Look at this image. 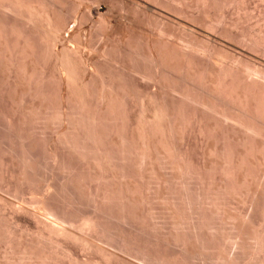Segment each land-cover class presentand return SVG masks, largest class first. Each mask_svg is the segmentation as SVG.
Masks as SVG:
<instances>
[{"label": "bare ground", "instance_id": "bare-ground-1", "mask_svg": "<svg viewBox=\"0 0 264 264\" xmlns=\"http://www.w3.org/2000/svg\"><path fill=\"white\" fill-rule=\"evenodd\" d=\"M158 1L159 0H157V2ZM162 1H164V0H162ZM179 1H181V0H179ZM182 1L185 2L186 0H182ZM190 1L191 0H189V2L187 1V3H189L190 6H193L194 4H196V6H198L199 9H201L202 20L201 19L200 20L202 21V27H203L202 35L197 36L193 33L192 30L185 27L186 30H189L188 31L189 36H188V38H186V40L188 41V43H186L187 46L184 44L186 40L185 41L182 40V42H184L183 44L185 45V47H184L185 50H182V53L179 51L181 54L176 53V52H178L177 50L176 51L174 50L175 51L174 53L172 50H171L172 52L165 53V52H167L165 50L164 57L163 58L161 57L162 59L159 58L161 56V54L159 56V54L156 53V56L158 54V58H159L158 60L161 59L163 61V63L165 64L163 66L169 67L170 69L172 68L171 70L169 69L170 71H172V70L177 71L178 70V72H179V70H180L181 71V73L179 72L180 75H182L183 73L186 75L185 76L183 74L182 78L185 79L187 77V79H185V80H187V82H189V84H191V85H189V84L185 85L184 84L185 85L184 86L185 89H184L183 85L181 84L182 85L181 88L183 87V90L180 89L179 88L180 86H179V87H177L178 89H176V90H178V92H179V90H181L180 91L181 93L182 92H186L187 94L190 93L188 95L189 97L187 96L188 98H190L193 94V96L195 95V97H197V99H199V101H198L199 103L202 102V103L208 104L207 107L210 105L209 106L210 109H213V110L217 108L218 110H220L219 114L221 115V113H222L221 116H223V117L221 119L225 118L224 122L226 121L228 123V122H233L235 120V122H234L235 125H233V127L236 126V123L240 124V125L237 124V125H239L238 127H240L241 125H242V127H245V129H244L245 131L244 130H241V131L238 130V131H240V133L242 131H244V133L242 132L243 134L241 133L242 135H240L238 137V140H237V142H239L241 144V146L243 147L242 150L239 151L235 147L234 139L231 141L233 135L230 134V135H232L230 137L228 131L231 128V125L233 123H231L230 126H229L230 123H228V125L226 124V126H229L230 128L228 127V131L226 132V130H225V132H224V134L228 133L227 134L228 136H225L224 139H222L224 134H223V132L221 133V134H223V135H221L222 136L221 140L223 142V145L221 147L217 146L216 144H218V143H216V142H215L216 144H213V146L209 145V147H208V143H205L207 145H204V147L202 146L203 147V149H202L203 153H201V154H203L202 155L203 160L202 159L201 160L203 162L201 160H199V161H201V164L199 163L200 165L196 164L193 161V159L191 158V155L189 154L191 152L187 151L189 149H186V147L184 148L183 147L184 144L180 143V141L177 142L176 137L174 138V136H177V133L178 134L180 133V132H177V130H179L181 127H185L182 124L183 122H184V124H187V123H185L186 121L189 122L187 126H189V124H190V121H189L190 117L186 118L189 115L186 112H184V113L181 112V111L186 110L184 108V106L180 105L184 109V110H182L181 107L178 108V107H175L176 105H174L175 109L176 108L178 109V110L176 109L177 110L176 111L175 109H173L174 107L170 108L171 105L169 107V105L164 104L165 102L162 103L163 101L161 99L158 100V98H157V101H154L155 99H152L153 100L152 101L149 97V98H147V99H149L148 101L144 100L145 102L147 101L146 104L144 102H140L141 100L139 99L140 100L139 101L138 98L137 99L135 98V101H134V97H137V95L135 96L133 93V91L135 89H130V91H129L128 90L129 87L126 85L125 86L128 88L125 89V86L123 85L125 83H123L121 81V79H119V80L123 84L121 82H119V83H121L124 87H122L121 84L117 85V83L112 82L115 80V77L118 78V75L115 77L112 75L114 78H112L113 80H111V82H110V80L108 82V79H111V76L109 78L107 77L108 78L106 80L107 83H102L100 81V79L102 81L106 79V78H104V76H103V79L101 77H100V79L98 78L99 81L101 82L102 86L100 85L101 87L100 86L97 87L96 85H99V84L93 83V80L95 81L97 79H92V78H93V76L95 77V75L96 76L98 75V71H99L98 68L99 67L98 66L96 67L93 64H92L93 67H90L91 63L90 64L85 63L84 70L89 72L90 76L89 77L84 76V75L79 76L78 72H77V69L79 67L78 64L75 65V62L73 60H71L72 59L71 57H69L71 54V51L65 52V49H63L64 51L62 50L63 51L62 52L61 50L59 51L56 48L57 43L58 44L61 42L63 43L62 36H60V38H61L60 39V38H58L59 36L55 37L56 35L54 36L52 34L53 37H55V39L52 37L53 38V44L50 43V45H49L46 43L49 50L47 48L48 52L46 51L47 53H44V52H41L40 50L38 51L39 48H36L37 47L36 43H34L35 40H34V42H32L33 40L29 39V36H27L28 34L24 36L23 35L24 32L22 34H21V32L18 33V31L16 32V29L13 28V25H9L12 22V21L11 22L9 21L10 18L8 19V17L6 15H5L6 17L1 18L3 21L8 19L9 24H7L8 22L5 23L3 21L2 22L0 21V84H2L1 82H4L2 84V86L3 87L6 86L5 89L7 90V91L5 90L6 94L4 93V91H1V93L3 92L4 94L2 93V95H1V93H0V96H3V97L5 96L6 98H9V100L13 103V105L15 102L16 103L18 102V104H21L22 106L20 107V105H19V107H20L21 113L23 114L24 117L21 115L20 117H22V118L18 119L16 116L15 118H17L20 121L19 122L18 120H15V118L12 116L13 114L11 115L9 112V115H11V116L8 115L9 118H5V120H4L5 121L4 124H7L8 127H10L9 135L7 134V137H9L10 139L5 138L6 134H4L5 136H2V138L0 137V139L3 142L5 141V140H3L4 138L6 140H8V141L10 140V141L7 142L8 144L6 146L4 145V144H6V142H4V144H2V145H4L3 146L4 157L1 154L2 158L0 159V162L2 164L1 163L0 164L2 166L0 165V167L3 168L2 169L3 171L0 168V170L2 171V172L0 171L1 172L0 178L4 181L8 182V184H9L8 188L9 189H12L11 187L16 186V181L21 182V180H24L25 181L24 183L28 184L30 186L29 188L34 190L33 188L36 186L33 185V183H31V182H34L33 180H35L34 178L36 176H33V175H34V173L37 172L36 169H38V166L36 165V163L38 162V159L36 160V158H39V157H37L38 154L36 153V150L39 147L37 145H38V143H41L39 141H41L42 139L43 140L45 139L46 141L45 140L44 141L49 142V143H47L45 145V150L44 149L43 150L46 151V149H48L49 152H47L48 151L47 150L45 153H44V151L41 153H44V154L47 153L48 155L47 154L46 155L48 156V158H51L56 164H58V166H61V168L64 169L60 172H63L66 170L67 173L65 171L66 174L64 173V175H62L63 176L62 183L57 184V182L55 181L49 186L50 188H52L51 193L48 190V192H49L48 194L44 195V197H42V199L40 198L37 200L43 206L44 210L46 211V213H48V215L49 214H51L52 216L54 215L55 218L58 217L59 219H61V221L63 220V222L68 221V223L71 222V224L75 223V224H77V227H79V229H81L83 231L86 230V237L77 236V235H75V233L72 234L69 231V229H67L65 226H62V225L61 226H59V225L55 226V225L51 224V222H48L47 220L39 217L38 214H36L33 211L31 214L36 218V220H34L35 222L32 221V223L36 227V232H34V236L32 234L30 235V236H33V238L29 237L27 239V237H28L27 236L26 237L27 240L26 239L22 240L21 234H19L17 232V230L15 231L16 228L12 226L13 224L12 225L9 224L6 228H3L4 232L1 231L2 225H0V241H4V243L5 242L9 243L10 244L9 247H11V249L8 247L10 250H8L9 252L7 251L9 254H11V256L8 257L9 255H7V258L4 261L5 263L4 262H1V263H3V264H65L62 262V259L65 258V259H67L65 261H68L67 264H101V262L98 263V261L95 258L93 259V257L92 258L90 257V259L88 261L86 260L85 262L78 260L77 256L74 255L75 253L72 252L74 247L73 246L71 247V243L72 242H76V243L79 242L80 243L79 247L82 245L85 249L91 251V253H92V250L96 251V252H100L99 253L100 256L102 255L103 258L105 259L104 260L102 258V260H104V262L102 261V264L103 263L104 264H113L114 262H115L114 264H116L119 261L121 263H124V264H134V262L132 263L129 260H124V259H117L119 261H117L115 259L117 262L113 261L111 258H113V257L116 258V254L107 250L106 248H104V246H101L97 243V240H101V242L103 240H104L103 242H106V240L107 241L110 240V238H109L111 235L110 231H112L115 228H113L111 230H109V229L111 227H113V225L116 223L115 221L119 220L120 221V222H118V224L120 223L119 225L123 226V223H124V225H127L128 227H124L121 229V227L119 226L121 231L118 230V233H117L116 232L117 229H116V230H113L114 232L112 231V234L114 233L113 235H114L115 239H116V235H117L118 242H120V244L127 251L130 250L131 252H134L143 260L152 262L154 264H187V261H188V264H190L189 262L192 261V258H191V261H189L190 259H189V256H187V254L192 255L193 253H196V251H198L199 248H201L200 250H202V252L200 254L203 255V257L207 256V255L205 256L206 250L208 251L209 249H214L213 250L214 252L209 251L210 252L209 254H213V255H209V256H214V257L216 256L218 258L220 257V259L224 257V259H223L224 263L222 262L223 264H235V263L238 264V261H236L237 260L236 254H235L236 260H235V258L233 259V257H232L233 253L230 254V252H229V254L221 257L222 256L221 255L222 252L220 251L221 248H220V250L217 249L218 247H220V245H222V244H220V245L217 244L221 241V240H219V242H218V239H220L222 237V235L221 234H219L220 236L217 235L218 233H220V231H218V230L221 228L218 229V226H217L218 223L216 224L215 221L214 222H212L211 220L208 221L211 218H209L208 220L206 219V217L208 218V216H211L210 214L208 216H206V212L208 213L206 208L207 207L209 208L208 209L209 212H210V210L215 212L216 215L219 216L221 219L230 220L229 222L232 223V224L231 223L230 224H231V227L233 230L230 227V230H232V231L229 233L230 234V235H228L229 237L228 236L227 237L229 239L232 238L234 240V241L230 242V243H233L234 246H237V248L239 247L241 249L242 248L244 249L245 245L247 244L245 241L246 236L247 235L250 236L251 234L250 233L246 234L245 231L242 230L244 225L241 226V224H239L240 219L237 222L235 219L236 217H234L235 215H233L231 213L232 211L229 212L226 210L227 206L225 205V201H227L229 197L231 198V196L233 198V195H235V194L237 195V193L243 192V194H245L244 191L246 190V194L248 196V201L250 203V207H254L256 204H253L252 199H254L253 198L254 195L257 194L258 188H259L258 187L259 182L261 184V178L264 175L263 169H261V168H260L261 171H259L258 174H256V171L254 173V169H252V165H253L252 162L254 160L251 161L252 159H250V157L252 158V156L254 154H256V152L258 151V146L253 142L255 140L250 137L252 130L254 129L256 131V129H257V131H256L257 134H259L261 132L260 131L261 129H262V132H264L263 128L260 129V125L264 124V123L260 124V122H262L263 120L260 121L259 123L257 122V119H258L257 117L261 118L264 116V27L262 28L263 30L259 31V32H258V30H257V32L255 30H253L255 25L259 26L258 22H259L260 17H261L260 20H262L263 25H264V9H263L264 7L263 8H261L259 6L255 7V9H253V10L250 9L251 11H249L247 13L248 10H247L246 4L248 3L249 0H231V1L229 0L230 2H233L231 4H235V7L233 6V8H235L236 18L232 22L228 23V22L224 21L225 20L223 18L225 16L224 15V16H222V19H221L224 22V24H223L222 21L220 20V18H217V17L214 18V15H213L214 10L215 9L218 10L217 6L218 7L222 6L223 1H221V0H192L193 4H191ZM252 1L256 2V0H252ZM260 1L262 2V0H260ZM0 2L5 3L6 8H11V9H15L16 11H19L23 16H27L26 18H28V19L32 18V17H35L37 19L41 18V20L43 22H45L48 29L54 30V32H57V33L59 32L60 35L62 33L61 29H63V31H64L65 27L68 26L66 29V32H67L66 37H68L70 32H73L74 30L76 33H78V37H79L81 24L82 23L84 24V21H87V19H88L87 16L94 15L95 13L97 14V12H98V7H92L93 6L92 5L91 7H88L85 11H83L81 13L80 12L77 13V16H75L74 18H75V20L77 19L79 22H81L80 25L78 24V21H77V23L75 22L76 24L73 23L74 25L71 28H69V24L64 26L68 22L67 20H65L68 16L65 19H63L61 17L62 14L60 15V12H59L60 9L58 10V8L61 6L58 4L59 2H57L56 0H0ZM107 2H108V0H107ZM154 2H156V1L154 0ZM184 2H179V3H184ZM224 2H225V0H224ZM2 3L0 5H2ZM164 3L165 2H163V4ZM187 3L186 4L184 3L185 6L188 5ZM226 3H227V1L225 2V4ZM61 4H62V2H61ZM160 4H162V3H160ZM231 4H229V5H231ZM250 4H251V2H250ZM254 4H255V6H257L256 3H254ZM3 5H2V7L5 8ZM95 5L98 6L99 4L97 5L95 3L94 6ZM141 6H140V8H141ZM144 7L145 6H142V8H144ZM226 7H227V5H226ZM145 8H147V7H145ZM145 8H144V10H145ZM249 8H251V7H249ZM11 9H8V10L11 12ZM78 9L79 8L76 9L77 12H78ZM194 9H195V5H194ZM224 9L227 10V8H225V6H224ZM224 9H222V10H224ZM109 10H110V8H109ZM180 10L178 9V11H180ZM12 11L14 12V10H12ZM112 11L113 10L111 8V12ZM198 11H200V10H198ZM19 12H14V13H19ZM232 12H233V10H232ZM5 13H6V11L2 12L1 13L2 15L0 14V16H4ZM224 14H225V12H224ZM9 15H10V13H9ZM22 15H21V17H22ZM108 15L110 16V13ZM158 15H159V13H158ZM18 16H20V15L16 14L15 18H17ZM160 16H161V14H160ZM9 17H11V16H9ZM69 17H71V16H69ZM3 18H6V19H3ZM22 18H24V17H22ZM85 18H86V20H85ZM112 18H113V16H112ZM165 18H166V16H165ZM11 19H12V17H11ZM28 19H26V21ZM251 19H252L253 23H251V21H250ZM14 20H16V19H14ZM20 20H21V18H20ZM82 20H84V21L82 22ZM37 21H39V19ZM65 21H67V22L65 23ZM165 21H164V24H165ZM201 21H200V23H201ZM243 21L244 22L246 21V22L252 24V25L250 24V27L247 30L248 33H246V34H245V32L243 34V30H245L242 28V25H243L242 23H244ZM219 22L222 23L223 27L221 25H220L221 27H219ZM262 22L260 24H262ZM78 25L80 26V28H78ZM246 25H248V24L246 23L245 26ZM180 26H182L184 28V25L181 24ZM258 26H255L254 29H257L256 27H258ZM75 27H76V29H75ZM229 27H230V29H229ZM218 29L222 31L220 33L224 32L227 34V36L225 35V38L227 37V39H228V35H229V39H230V36H232L233 38H231V39L236 40L235 41L236 44L238 46H241V47H238V49L235 50L231 47L230 48L227 47L226 45H224L222 43H219L217 41V35L214 34V32H217ZM163 30H164V28H163ZM260 30H261V28H260ZM44 33H46V32H44ZM81 33H82V29H81ZM224 33H223V35L222 34L221 35L224 36ZM24 34H26V33H24ZM47 35H49V34H47ZM40 37H38V38H40ZM225 38H224V40H225ZM193 39H198L197 41L200 40L204 44L205 43L208 44L209 47L212 46V48H210L211 52H212V50L214 52V50L216 48H218L219 49V50L217 49L218 51L215 50L216 52H218L217 55L222 56V54H225L226 57L227 56L231 57V60L229 61V63L227 62L228 60L226 61V63H228L226 67H225L224 63L222 64V65H224L223 69H221V67L218 69L214 68V67L212 68V66H210L211 68L209 69L208 68L209 66L206 65L207 66V67H205V68H207L206 70L203 68H202L203 71L199 70L201 68H199V69L197 68V65L195 62L196 60H194V58H196V57H195V55H193L194 51L196 54V50L195 49L193 50L192 49L193 46H191L195 42V40H193ZM192 41H193V43H192ZM47 42H49V41H47ZM189 42L192 44L190 45ZM39 44L40 43H38V45ZM195 44H197V42ZM202 45L200 43V46H202ZM247 45H252V46H255L256 48L260 47L261 52H262V57L256 56V55L251 54V53L247 54L248 51L245 49ZM219 46H221V48H219ZM242 46H244V47H242ZM64 47L65 46H63V48ZM195 47H193V48H195ZM204 47H205V45H204ZM209 47H208V50H209ZM158 48L161 49V47H158ZM205 48H207V45ZM205 48H204V50H206ZM155 49H156V47H155ZM252 49H254V48H252ZM167 50H168V48H167ZM79 51H81V50H79ZM114 51H115V49H114ZM151 51L152 50H150V52L149 51L148 52L152 53ZM67 52H69L70 54L66 55ZM148 52H146V53H148ZM159 52H162V50H160ZM198 52H199V50L197 51V54H198ZM244 52H247V53H244ZM149 53L146 54L148 56V58H149V55L151 56V54H149ZM207 54H209L208 56H206L207 59L208 58L210 60L212 59L213 65H215V66L217 65V67H218L219 66V63H218L219 58H216V56H213L214 53H212L211 54L212 56H210V53H208V51H207ZM141 55H145V53H143ZM199 55H200V57H204L201 54H199ZM127 56H128V54H127ZM129 56H130V53H129ZM129 56H128V58H130ZM138 57H140V55H138ZM152 57L155 58V56H152ZM152 57H151V59H152ZM148 58H146V59H148ZM48 59L52 60V63L54 65V67H53L54 70L53 69L52 70L56 71L59 74V77L61 79L60 86H62L66 90L65 94L62 93V91H60L62 94L59 92L60 95H58V96H60V97H57V98H60V99L66 98V100H65L67 102L66 105L67 106L73 105L74 106L73 107L74 112H72V114H71L67 111L68 114H67V117L65 118L64 117V115H66L65 109H64V107L61 108L60 107L61 105L58 104V106L60 105L58 108V111L60 112V114H57L58 112L56 111L57 110L56 109L55 113L57 114L58 117H56V114L54 115L55 121L57 120L56 118H58L59 119L58 122H60V120H61V123H62L64 118H65V121L67 119L68 124L64 121L67 124L66 125L67 128L64 130L62 129L61 131L57 130L58 132L55 134H54V132H52L53 134H51V135L49 133L44 138L42 136L45 134V133L42 134V131L44 129L41 130L42 129L41 128L40 129L41 131L39 130V132L37 133L38 135L42 134V135H40V136H42V139H41L40 136H37L36 132H34L36 135H33L34 134L33 132H32L33 134H31V132H30L31 130H29V129H28L29 130L28 134H27V132L24 133L23 131H28L27 128H29V127L25 128L23 126H25V124H27V125H30V128H31V125H33L32 123L30 124V122H28V121L26 122L25 120H27V119L31 122H36L40 118H42V119L45 118V115L42 113V111L44 112L45 110H43V107L45 108V106H48V105H45L44 102H46V104H48V102H50V99L52 102V98H53V100H54V98H56V97H53L52 96L53 94L50 92V89H49V87H50L49 81L50 80L48 81L49 75L45 74L46 67H45V69L43 67V65H46L45 63H47ZM155 59H153V60H155ZM166 59H167V62H165ZM148 60H150V59H148ZM135 61H136V59H135ZM156 62H158L157 59H156ZM208 62H209V60H208ZM37 63H42V65H41L42 67L41 66L40 67L43 68L45 71L41 68H38L39 66H37ZM77 63H79V62H77ZM158 64H160V61ZM158 64L156 63V65H158ZM220 64H221V62H220ZM53 65H51V66H53ZM156 65H155V67H156ZM161 65H162V62L159 66L161 67ZM243 66H244V68L246 66H248V68H250V69L252 68L254 70V72L248 73V72H246L247 70L245 69L246 70L245 72L248 74H244L243 73L244 69L242 70ZM162 67H161V70H162ZM156 68H158V66ZM163 69H165V68H163ZM165 70H167V69H165ZM165 70H162L163 73H165L164 72ZM78 71H79V69H78ZM99 73H101V71ZM160 73L162 74V72H160ZM169 73H171V72H169ZM106 74H108V73H106ZM162 75H163V78L166 79V77H164L166 74L165 75L162 74ZM99 76L100 75H98V77ZM107 76H109V75H107ZM174 77H172V79ZM117 78H116V80H118ZM119 78H120V75H119ZM170 81H171V79H170ZM191 81H193V83ZM103 82H105V81H103ZM185 82L186 81H184V83ZM180 83H182V82H180ZM4 84H6V85H4ZM172 87H171V89H172ZM98 88H100V89H98ZM131 90H133V91L131 92ZM181 93H179V94H181ZM186 93H184V94H186ZM136 94H139V93L136 92ZM64 96H65V98H64ZM184 96H186V95H184ZM195 97H193L194 98L193 101H196L195 103H197V99L195 100ZM136 100L139 102V108L140 109L139 108L138 109H139V111H141V112H139L141 114H138L139 116L136 117V115H135L136 113H135L134 114L135 117H133V113L131 114V112H132L131 107L133 106V103H135V102L137 103ZM160 100L162 102H159ZM200 100H201V102H200ZM1 101L3 102V100H1ZM29 101H30V106L24 105V103L25 104L27 102L29 103ZM60 101L62 102V100H60ZM37 102H39V103H37ZM51 102H50L49 106L51 105ZM5 103H8V102H5ZM199 103H198V105H200ZM135 106H134V108H135ZM177 106H179V105L177 104ZM201 106H204V105L202 104ZM52 107H54V106H52ZM8 108H9V106H8ZM46 109H47V107H46ZM61 109L62 110L64 109L63 110V112H65L64 114L61 113L62 112ZM70 109H72V108H70ZM20 110H19V112H20ZM195 110H197V109H194V111ZM218 110H217V112H218ZM215 111H214V113H217ZM192 112H193V110H192ZM196 112L197 111H195L194 113H196ZM21 113H19V114H21ZM52 113H54V112H52ZM197 114L198 113L193 114V116H191V118L196 116ZM206 115H207V113H206ZM3 116H6V115H3ZM200 116H199V118H197V116H196L195 119L192 118L190 120H193V121H191L193 123L197 122V124L194 123L192 126L195 127L198 125V129L196 128V130L197 131L199 130L198 131L200 133L199 136L204 135V140L201 139V141H206L205 135L208 138L211 135V132H213V131L212 130L209 131L210 129L208 127L206 128V126H208V124L205 126V123L202 122V119L204 120L203 117H205V116H201L202 119H200ZM218 116H217V118H218ZM47 117L49 118L50 116H46L45 119H47ZM6 119H8V120H6ZM196 119L197 120L199 119V121H196ZM219 119L220 118H218V121H219ZM221 119H220V121H221ZM263 119H264V117H263ZM228 120H230V121H228ZM41 121H38V123ZM178 122L179 123L181 122V123L179 124ZM199 122L201 123V125ZM222 122H223V120L221 121V124H219V125H222L224 123V122L223 123ZM20 123H23L22 124L23 126ZM42 123H44V122H42ZM47 123H49V122H47ZM35 124H34V128L37 127V126H35ZM19 125L22 127H20ZM39 125H40V123H39ZM178 125L181 126V127L179 126V129L176 128ZM202 125H204L205 128L207 130L208 129L209 130L206 131L205 128H202L205 131L202 130L201 129ZM43 126H44V124H43ZM204 126H202V127H204ZM258 126H259V128H258ZM18 127L20 129L21 128L22 129L21 130L19 129L20 131H18ZM225 127H223V128L221 127V128L224 130ZM242 127H240V128L243 129ZM250 127H252V129H250ZM5 128H7V127H5ZM11 128L13 130H11ZM39 128L40 127H38V129ZM175 128H176V130H175ZM235 128L236 127L232 128V129H234V132H235ZM181 129H183V128H181ZM186 129H188V128H186ZM247 130H251V133L247 134V132H248ZM33 131H35V130H33ZM36 131H38V130L36 129ZM175 131H176V135H174ZM192 131H195V130L193 129ZM3 132H6V131L3 130ZM256 132H255V134H256ZM232 133H233V131H232ZM252 134L255 136L254 133H252ZM252 134H251V136H252ZM257 134H256V136H257ZM1 135H3V134L0 133V136ZM181 135H183V134H181ZM181 135H180V137H181ZM195 135H197V134H195ZM237 135H239V134H237ZM34 136L35 137L37 136V138L39 137L41 140L36 138V140L38 142L37 143ZM219 136L220 135L218 134L217 139ZM260 136H261V134H260ZM183 137H185V136H183ZM253 138H255V137H253ZM182 140H183V138H182ZM184 141H185V139H184ZM207 141H209V139H207ZM36 143H37V145H35ZM201 145H203V144H201ZM262 149L263 148H261L260 150H262ZM38 151H41V150L38 149ZM262 151H260V152H262ZM5 154H6L7 158L5 157ZM206 155H208L210 158L206 157ZM51 159H49V160H51ZM253 159H254V157H253ZM52 160H51V162H53ZM55 163H53L54 167L56 166ZM36 166H37V168H35ZM50 167H51V165L48 164V168L46 167V169L48 170V169H50ZM61 168L59 167V170ZM53 169L54 168H52V170ZM256 169H257V167H256ZM260 169H258V170H260ZM52 170H50V171L52 172ZM208 170L210 171L209 173H208ZM50 171H49V174L51 173ZM3 172H5V174ZM2 174H4L5 176H3ZM37 174H35V175H37ZM44 174L46 177V173H44ZM2 176H3V178H2ZM4 177H6V178L4 179ZM48 177H52V174H51V176H48ZM55 177H57V175H55ZM184 177H188V178L190 177L194 181H196V183L191 182L192 185L196 184V187L194 186L195 191H193V189H192L194 196H191V194H192L190 192L191 189L188 187L190 184L188 186H186L188 188H186L184 186L182 188V186H180L181 184L183 185V183L186 185V183L184 181H186L188 178L186 179ZM174 178L179 179V180L181 179L180 182L183 181V178L186 180H184L183 183H180L179 184L180 187H178L177 186L178 180H175ZM190 178L188 181L189 182L193 181L192 179L190 180ZM173 180L175 181V183L177 182V184H175ZM59 182L60 181H58V183ZM4 183L7 186V183L6 182H4ZM193 183H195V184H193ZM11 184H13V186H11ZM263 184H264V182H263ZM0 185H1V181H0ZM9 186H11V187H9ZM1 187H3V185ZM16 187H17V189L18 188L21 189L18 186H16ZM16 187H15V191L17 190ZM49 187H47V189ZM38 188H40V187H38ZM19 189L17 191H19ZM13 191H14V188H13L12 192ZM34 192H36V191H34ZM27 193H28V191H27ZM23 195H25V194H23ZM84 197L85 198L87 197L85 203L90 200V202H88L91 204L89 211H85L79 207L80 205L82 206V204L84 205V203H83V201L85 199ZM36 198H37V196H36ZM245 198H247V197H245ZM2 199H0V200H2ZM34 202H33V204H34ZM88 203H86V205H89ZM238 203H239V201H238ZM228 204H229V202H228ZM68 207L69 208L72 207V209H75L74 211L76 212V214H74V216L72 214L73 211L71 212V214L68 212V210H67ZM16 208H17V206H16ZM22 209H24V208L20 207L19 210H22ZM84 209H87V208H84ZM181 209L184 210V212ZM13 210H15V209H13ZM27 210L28 209H26L25 211L28 212ZM233 210H235V208H233ZM45 211H44V213H45ZM69 211H71V210L69 209ZM180 211L183 213L182 217H181ZM14 213H16V212L14 211ZM17 214H18V212H17ZM24 214H22V215H24ZM212 214H214V213H212ZM248 214H247V216H248L249 223H254V221L252 220V217L250 216L251 214L250 215H248ZM33 216H31V217H33ZM247 216H245V217H247ZM34 217H33V219H35ZM148 217H149V219H148ZM160 217L164 218V221L166 219L167 221H165V222L170 224L171 225L170 227H172V229L174 228L175 231L179 228H184V227H185V229L188 228L187 230L189 232H187V230L182 229L183 230L182 232L186 231L188 234L186 235L185 234L186 232L185 233H182V232L179 233L180 230H178V233L176 231L175 234H171L170 231L166 232V230H165V232H163L164 228L162 226H164V225L160 226L162 224V222H164L163 219H160V221H162L160 225L157 224L160 227L157 226L154 221H153V223H155V224L151 223L152 221L149 222L151 218L152 219L153 218L158 219ZM213 217H215V216H213ZM263 217H264V215H263ZM28 218H30V217H28ZM114 218H116V220ZM112 219H114V220H112ZM215 219L217 220V218H215ZM237 219H238V217H237ZM242 219H243V217H242ZM28 221H29V219H28ZM105 221H107V223H110V224L113 221L114 222L112 223L113 225L110 226ZM155 221L157 222V220H155ZM147 222H149L151 226L153 224L154 226L156 225V227H159V228L162 227L163 229L161 228L162 231L155 229L156 231H159V232L153 233V235L155 234L154 236L156 239L155 240L152 239V240L155 241L156 244H155V242L153 243L152 240H149V238L151 239V237H152V236H150V237H148V239L145 238L146 240H143V242L144 241H146V242L150 241L152 243H149V242H147V243L144 242V243H146V244L149 243L151 245L148 244V245L144 246V245H142L144 243L141 241L140 238L139 239H140V242H142V244L139 243V240L138 241L133 240L131 238L132 236L130 237V235L126 234V232L128 230H133L134 232H141L143 230L144 225L147 227L149 226V224ZM244 223H246V222H244ZM118 224L116 223L114 225V227H116V225H118ZM225 224H227V222ZM219 226L221 227V224ZM116 228H118V227H116ZM202 228H205V229L207 228L208 230H211V233L214 235H210L211 233H209L208 236H207V234L205 236L202 233ZM146 230L148 232L150 231L149 228L148 229L146 228L145 230H143V233H144V231L146 233L147 232ZM227 230H229V229H227ZM83 231H82V233H83ZM203 231H204V229H203ZM221 231H223V230H221ZM253 231L254 232H252L253 233L252 237L247 236V238L249 237V238H253L255 240V242L252 245L248 244L249 246L254 245L253 247L250 246L251 251H249L250 253L248 252L249 255L246 254L249 258H246V255L244 254V253H247L245 251L249 250L248 245L246 246L247 250H245L244 253L242 250H240V251H242L241 256L243 257V255H245L242 258L244 260L250 259L245 264H264V225L262 228H260L256 231L254 229ZM208 232H210V231H208ZM20 233H22V232H20ZM223 233L225 234V232H223ZM149 235H151V234H149ZM166 235H168L166 238L167 240H168L169 236H172V237L174 236L173 238L175 239V241L180 242L177 244H181L180 246L182 247V249L180 246H177L175 241L173 242L174 245L179 247L178 249H181L180 252H178L177 256L175 254V250H173L174 251L173 256L174 257L176 256L175 258H176L177 263L170 261L167 257L168 255H166V252L162 248H160V247H162V245L164 243H166V239H164ZM211 236H214V237H211ZM54 237H56V238H54ZM57 237H58V239H57ZM224 237L221 239H224ZM112 238L113 237H111V240H112ZM134 238H135V236H134ZM173 238H171V240ZM228 238H227V242L229 241ZM143 239H144V237H143ZM113 240H114V238H113ZM130 240H133V242ZM193 240H194V242H193ZM225 240L226 239H224V241ZM224 241H222V242H224ZM48 243H49V246H50V244L51 245L53 244V246L49 247ZM73 244H75V243H73ZM233 244H232V246H233ZM156 246H157V248H155ZM177 247H176V249H177ZM154 248L156 250H154ZM229 248H231V247H229ZM170 251L173 252L172 250H170ZM227 251H229V250H227ZM4 252H5V250H4ZM198 252H197V254H198ZM229 255L231 258L228 257ZM239 255H240V253H239ZM258 255H261V256L259 257ZM138 256H137V258H138ZM170 257H172V256H170ZM60 258H62V259H60ZM117 258H118V256H117ZM175 258L172 257V259H175ZM58 259H60V261ZM205 260H206V258H205ZM253 260L256 262H254ZM112 261H113V263H110ZM60 262H62V263H60ZM239 262H241V261H239ZM203 263H205V262H203ZM118 264H120V263H118ZM194 264H197V263H194Z\"/></svg>", "mask_w": 264, "mask_h": 264}, {"label": "rangeland", "instance_id": "rangeland-1", "mask_svg": "<svg viewBox=\"0 0 264 264\" xmlns=\"http://www.w3.org/2000/svg\"><path fill=\"white\" fill-rule=\"evenodd\" d=\"M57 2H59L58 4L61 6V7H59L58 8V10H59V12H60V15H61V17L63 18V19H65L67 16L69 17V16H71V17H67L65 20H67V21H65V25L64 26H66L67 24H69V28H71L74 24H76L77 23V19L75 20V16H77V13H81V12H83V11H85L88 7H91L92 5V7H98V12H97V14L95 15H90V16H87L88 17V19H87V21H84V20H82V22L84 21V24L82 23L81 24V29H82V33H81V29H80V34H79V37H78V33H76L75 32V30L73 31V32H70V34L68 35V37H66L67 36V32H66V29H67V27L68 26H66L65 27V30L63 31V29H61L62 30V33H61V35H60V33L58 32H54V30H51V29H48V27L46 26V24H45V22H43L42 20H41V18H38L39 19V21H37L38 19L37 18H35V17H32V18H26L27 16H23L19 11H16L15 9H11V8H6L5 7V3H2V2H0V4L2 3V5L6 8H3L2 7V5H0V14L2 13V12H4V11H6V13L4 14V16H0V19L2 18V17H8V19L10 18V24H9V22H8V19H6V18H3V19H6V20H0L1 22L3 21V22H5V23H7V24H9V25H13V28L14 29H16V32L18 31V33H20L21 32V34L24 32V33H26V34H24L23 33V35L25 36V35H27V36H29V39L30 40H33L32 42H34V40H35V42L34 43H36V48H39L38 49V51L40 50L41 52H44V53H47L48 52V50H49V48L47 47V44H49L50 45V43H52L53 44V38L55 39V37H57V36H59L58 38H60V36H62V41H63V43L61 44V43H57V46H56V48H57V50H63V49H65V52L66 51H71V54L69 53V52H67L66 53V55H69L70 54V56L69 57H71L72 59L71 60H73L74 62H75V65H77L78 64V69H79V71H78V69H77V72H78V75L80 76H87V77H89L90 76V73L89 72H87V71H85L84 70V65H85V63H87V64H90V67H93V65L94 66H98L99 68H98V75H100L99 77H98V75L96 76L95 75V77L93 76V78L92 79H97V80H93V83L94 84H99V85H96L97 87L98 86H102V84H101V82L102 83H107V79L111 76V79H108V82H109V80H110V82H111V80H113L112 78H114L115 76H117L118 75V78L117 77H115V80H116V78L119 80V79H121V81L123 82V83H125V84H123L120 80L118 81V80H114V81H112L113 83H117V85H119V84H123L124 86L126 85V86H128L129 87V91H130V89H135L134 91L133 90H131V92L133 91V93H134V95L136 96L137 95V97H134V101H135V98L137 99L138 98V100L140 101V102H144L145 104H146V102L149 100V99H147V98H149L150 97V99L152 100V99H155L154 101H157V98H158V100L159 99H161L159 102H162V103H164V104H166V105H169V107H170V105H171V107L170 108H173L174 107V105H176L175 107H178V108H180L181 106H184V108L186 109V110H184L182 107H181V109L182 110H184V111H181V112H186L189 116L188 117H186V118H189L190 117V119H195L196 118V116H197V118H199V116L201 115V116H205V117H203L204 118V120L201 118V116H200V119H202V122H204L205 123V126L208 124V126H206V128L208 127L209 129V131H213V132H211V135L207 138V136L205 135V137H206V141H201V139L202 140H204V135H200L199 136V130L197 131L196 130V128L198 129V125L197 126H192L194 123L193 122H191V121H193V120H190L189 119V121H190V124H189V126H187L188 125V123L189 122H185V123H187V124H184V122L182 123L185 127H181L180 125H178L176 128L177 129H179V126L181 127V128H183V129H179V130H177V132H180L179 134L177 133V136H174V138L176 137V141L178 142V141H180V143H183L184 145H183V147L185 148L186 147V149H189V150H187V151H189V152H191V153H189L190 155H191V158L193 159V161L196 163V164H201V161L203 160V154H201V153H203V147H204V145H207V144H205V143H208V147H209V145L210 146H213V144H216V143H218V144H216L217 146H219V147H221L222 145H223V142H222V140H221V135H223L224 134V132H225V130H226V132L228 131V127L231 125V123H233L232 125H231V130L229 129V131H228V133H229V135L230 134H232L233 135V137H232V139H231V141L234 139V145H235V147L240 151V150H242L243 149V147L241 146V144L239 143V142H237V140H238V137L240 136V135H242L243 133H244V129H245V127H242V125L240 126V127H242L243 129H241L240 127H238L240 124L239 123H236V126H234V127H236L235 128V132H234V129H232V128H234L233 127V125H235V120L233 121V122H228V123H230L229 124V126H226V124L228 125V123L226 122H224V119L225 118H223V119H221L223 116H221L222 115V113H221V115L219 114L220 113V110H218L217 108V110H218V112H217V110L216 109H210V105L207 107V105L208 104H205V103H202L201 102V100H200V102L204 105V106H201L202 104L201 103H199L198 101H199V99H197V97H195V95L193 96V94H192V96L193 97H195V100L197 99V103H195L196 101H193V97L191 96L190 98H188L189 96V94L190 93H186V92H180L181 90H179V92H178V90H176V89H178L177 87H179L180 89H182L183 90V87L186 85V84H189V82H187V80H185V79H187V77L185 78V79H183L182 77H183V74L182 75H180V73H181V71L179 70V72H178V70L176 71H174V70H172V71H170L171 69L169 68V67H165V66H163V65H165L164 63H163V61L161 60L163 57H164V54L165 53H169V52H172L173 51V53L177 50L178 52H176V53H178V54H181L182 53V50H185V45L187 46V44L186 43H188V41L186 40V38H188V31L189 30H186L185 29V27L186 28H189L190 30H192L193 31V33L195 34V35H197V36H200V35H202V32H203V27H202V13H201V9H199V7L198 6H196V4H194L195 5V9H194V5L193 6H190V4L189 3H187V1L189 2V0H186L185 2L184 1H179V0H164V1H162V0H159L158 2H157V0H155L156 2H154V0H108V2H107V0H56ZM100 3H99V2ZM184 2L185 4L187 3L188 5H186L185 6V4L184 3H179V2ZM221 1H223L222 2V6H217V8H218V10L217 9H215L214 10V18L215 17H217V18H220V20L222 19V16H224L223 18L225 19L224 21H226V22H228V23H230V22H232L235 18H236V14H235V8H233V6L235 7V4H231V3H233V2H230L229 0H225V2L227 1V3L225 4V2H224V0H221ZM251 2V4H250V2ZM248 1V3L246 4V6H247V13L249 12V11H251V10H253V9H255V7H261V8H263L264 7V0H262V2L260 1V0H256V2L255 1H252V0H249ZM61 2H62V4H61ZM107 2V3H106ZM163 2H165L164 4L166 5H164L163 4ZM170 2V3H169ZM191 2V4H193L192 3V0L190 1ZM99 4L98 6H94V4ZM136 3V4H135ZM140 3V4H139ZM160 3H162V4H160ZM225 5H224V4ZM254 3H256V5L257 6H255V4ZM261 3V4H260ZM64 4V5H63ZM74 4V5H73ZM82 4V5H81ZM157 4V5H156ZM229 4H231V5H229ZM249 4V5H248ZM58 5V6H59ZM79 5V6H78ZM145 6V7H147V8H145V10H144V8H142V6ZM221 5V4H220ZM226 5H227V7H226ZM251 5V6H250ZM76 6V7H75ZM81 6V7H80ZM111 6V7H110ZM134 6V7H133ZM140 6H141V8H140ZM224 6H225V8H227V10L226 9H224ZM253 6V7H252ZM2 7V8H1ZM139 7V8H138ZM168 7V8H167ZM198 7V8H197ZM222 7V8H221ZM231 7V8H230ZM249 7H251V8H249ZM77 8H79L78 9V12H77ZM109 8H110V10H109ZM111 8H112V12H111ZM137 8V9H136ZM189 10H188V9ZM3 9V10H2ZM8 9H11V12L8 10ZM81 9V10H80ZM178 9L180 10V11H178ZM193 9V10H192ZM222 9H224V10H222ZM251 9V10H250ZM264 9V8H263ZM262 9V10H263ZM12 10H14V12H19V13H14ZM155 10V11H154ZM177 10V11H176ZM192 10V11H191ZM198 10H200V11H198ZM232 10H233V12H232ZM140 11V12H139ZM145 11V12H144ZM149 11V12H148ZM154 11V12H153ZM223 11V12H222ZM10 13V15H9V13ZM76 12V13H75ZM110 13V16L108 15L109 13ZM156 12V13H155ZM179 12V13H178ZM186 12V13H185ZM224 12H225V14H224ZM158 13H159V15H158ZM16 14H18V15H20V16H18L17 18H15V16H16ZM160 14H161V16H160ZM198 14V15H197ZM223 14V15H222ZM2 15V14H1ZM6 15V16H5ZM21 15H22V17H24V18H22L21 17ZM65 15V16H64ZM157 15V16H156ZM164 15V16H163ZM193 15V16H192ZM221 15V16H220ZM9 16H11L12 17V19L14 18V19H16V20H12L11 19V17H9ZM112 16H113V18H112ZM165 16H166V18H165ZM188 16V17H187ZM161 17V18H160ZM184 17V18H183ZM20 18H21V20H20ZM28 19L27 21H26V19ZM35 18V19H34ZM216 18V19H217ZM261 18V17H260ZM260 18H259V22H258V24H259V26L258 25H255V26H258V27H256L257 29H254L255 28V26H254V28H253V30H255L256 32H257V30H258V32L259 31H262L263 29V27H264V25H263V22H262V20H260ZM62 19V20H63ZM90 19V20H89ZM201 19V20H200ZM36 22H35V21ZM85 20H86V18H85ZM166 20V21H165ZM169 20V21H168ZM192 20V21H191ZM194 20V21H193ZM219 20V21H220ZM24 21V22H23ZM33 21V22H32ZM42 21V22H41ZM64 21V20H63ZM164 21H165V24H164ZM200 21H201V23H200ZM222 21V20H221ZM251 21V23H253L252 22V19L250 20ZM249 21V22H250ZM262 22V24H260L261 22ZM76 22V23H75ZM244 22V21H243ZM246 22V21H245ZM244 22V23H245ZM74 23V24H73ZM80 23L81 22H79L78 21V24L80 25ZM167 23V24H166ZM169 23V24H168ZM222 23L224 24V22L222 21ZM222 23L221 22H219V27H221L222 26ZM244 23H242L243 25H242V28L243 29H245V30H243V34H244V32H245V34L246 33H248V28L250 27V24L251 23H248V22H246L248 25H246L245 26V24ZM184 25V28L182 27V26H180V25ZM195 24V25H194ZM78 25V28H80V26ZM83 25V26H82ZM221 25V26H220ZM252 25V24H251ZM93 26V27H92ZM248 26V27H247ZM261 26V27H260ZM223 27V26H222ZM231 27V26H230ZM230 27H229V29H230ZM163 28H164V30H163ZM252 28V27H251ZM260 28H261V30H260ZM75 29H76V27H75ZM166 29V30H165ZM184 29V30H183ZM47 30V31H46ZM50 30V31H49ZM181 30V31H180ZM50 33H49V32ZM196 33H195V32ZM217 31V30H216ZM250 31V30H249ZM44 32H46V33H44ZM55 34H54V33ZM61 32V31H60ZM163 32V33H162ZM220 32H222L221 30H219L218 29V31L217 32H214V34L215 35H217V41L219 42V43H222V44H224V45H226L227 47H231V48H233V49H238V47H241V46H238L237 44H236V40H234V39H231V38H233L232 36H230V39H229V35H228V39H227V37L225 38V35L227 36V34L226 33H224V36H222L223 35V33H220ZM76 33V34H75ZM217 33V34H216ZM47 34H49V35H47ZM55 36V37H53V35ZM58 34V35H57ZM66 34V35H65ZM222 34V35H221ZM41 36V37H40ZM98 36V37H97ZM31 37V38H30ZM38 37H40V38H38ZM44 37V38H43ZM48 37V38H47ZM53 37V38H52ZM75 37V38H74ZM64 38V39H63ZM224 38H225V40H224ZM43 39V40H42ZM61 39V38H60ZM71 39V40H70ZM182 40L183 41H185V43L184 42H182ZM193 40H195V42H194V44L193 45H191L192 43H193V41H192V43H190V45L191 46H193V47H195V48H193L192 47V49L194 50H196V54H195V51L193 52V55H195V57L196 58H194V60H196L195 62H196V65H197V68L199 69V68H201V69H199V70H202L203 71V69H207V68H205V67H207V66H209L208 68L210 69L211 67L210 66H212V68L214 67V68H220L221 67V69H223V66L224 65H222L223 63L225 64V67L227 66V64L229 63V61L231 60V57H226L225 56V54H222V56H220V55H217L218 54V52H216V51H218L219 49L218 48H216L215 50H214V52H213V50H212V52H211V49L210 48H212V46H210L209 47V45L208 44H204L202 41H197L198 39H193ZM234 40V41H233ZM47 41H49V42H47ZM197 42V44H195ZM201 43V45L203 46H200V43ZM224 42V43H223ZM228 42V43H227ZM38 43H40L39 45H38ZM47 43V44H46ZM185 45H184V44ZM199 43V44H198ZM65 44V45H64ZM233 44V45H232ZM128 45V46H127ZM134 45V46H133ZM166 45V46H165ZM204 45H205V47H206V45H207V48H205L204 47ZM63 46H65L64 48H63ZM132 46V47H131ZM252 45H247L246 46V50L248 51V53L247 52H244V53H247V54H249V53H251V54H254V55H256V56H259V57H262V52H261V49H260V47L258 48H256L255 46H252ZM155 47H156V49H155ZM158 47H161V49H159ZM165 49H164V48ZM201 47V48H200ZM208 47H209V50H208ZM242 47H244V46H242ZM248 47V48H247ZM41 48V49H40ZM47 48H48V50H47ZM133 48V49H132ZM138 48V49H137ZM167 48H168V50H167ZM182 48V49H181ZM199 48V49H198ZM204 48L208 51V53H210V56H212L211 54L212 53H214L213 54V56H216V58H219L218 60V63H219V66L217 67V65L215 66V65H213V63H212V59L210 60L209 58L207 59V57L206 56H208L209 54H207V51L206 50H204ZM219 48H221V46H219ZM251 48V49H250ZM252 48H254V49H252ZM73 49V50H72ZM114 49H115V51H114ZM159 49V50H158ZM180 49V50H179ZM203 49V50H202ZM218 49V50H217ZM79 50H81V51H79ZM150 50H152L151 52L153 53H149L150 52ZM155 50V51H154ZM158 50V51H157ZM160 50H162V52H159ZM164 50V51H163ZM165 50L167 51V52H165ZM172 50V51H171ZM175 50V51H174ZM199 50V52H198V54H197V51ZM202 50V51H201ZM47 51V52H46ZM64 51V50H63ZM62 51V52H63ZM125 51V52H124ZM129 51V52H128ZM135 51V52H134ZM137 51V52H136ZM149 51V52H148ZM157 51V52H156ZM181 53H180V52ZM210 51V52H209ZM258 51V52H257ZM64 52V53H65ZM142 52V53H141ZM146 52H148L149 54H151V56L149 55V58H148V56L146 55V54H148V53H146ZM165 52V53H164ZM201 52V53H200ZM203 52V53H202ZM216 52V53H215ZM260 52V53H259ZM129 53H130V56H129ZM138 53V54H137ZM143 53H145V55H141V54H143ZM156 53H158L159 54V56H160V54H161V56L159 57V58H161L160 60H158L159 58H158V54H157V56H156ZM163 53V54H162ZM175 53V54H176ZM206 55H205V54ZM118 54V55H117ZM127 54H128V56L130 57V58H128V56H127ZM199 54H201L202 56H204V57H200V55ZM258 54V55H257ZM138 55H140V57H138ZM224 55V56H223ZM227 55V54H226ZM75 56V57H74ZM137 58H136V57ZM152 56H155V58L157 59V61L158 62H156V59L154 58V57H152ZM218 56V57H217ZM82 57V58H81ZM127 57V58H126ZM151 57H152V59H151ZM136 59V61H135V59ZM139 58V59H138ZM146 58H148V59H150V60H148V59H146ZM229 58V59H228ZM138 59V60H137ZM144 59V60H143ZM153 59H155V60H153ZM49 60V61H48ZM47 60V63H45L46 65H43V67H44V69H45V67H46V72H45V74L47 75H49V78H48V81H49V83H50V87H49V89H50V92L53 94L52 96L53 97H56V98H54V100H53V98H52V102H51V99H50V102H51V105L49 106V104H50V102H48V104H46V102H44V104L45 105H48V106H45V108L43 107V110H45L44 112L42 111V113L45 115V118H46V116H50L49 118L47 117V119H45V118H40L38 121H41V122H39L40 123V125L42 126H40L39 125V123H38V121H36V122H31V121H29L28 119L27 120H25L26 122L28 121V122H30V124L32 123L33 125H31V128H30V125H27V124H25V126H23L22 124L23 123H20L23 127H25V128H27V127H29V128H27V130L29 129V130H31L30 132H31V134H33L34 132H36V134L39 132V130L41 129V130H43L42 131V134L43 133H45L44 135H42V134H40V135H42L43 136V138L47 135V134H49L50 133V135L51 134H53L52 132H54V134L55 133H57L58 131H61L62 129L64 130V129H66L67 128V119H66V121H65V118L67 117V111L69 112V113H71L72 114V112H74V106L73 105H70V106H67L66 104H67V102L65 101L66 100V98H65V96H64V98L65 99H63V98H57V97H60V96H58V95H60L59 94V92L60 91H62V93H66V90H65V88H63L62 86H60V81H61V79H60V77H59V74L56 72V71H53L54 70V65H53V63H52V60H50V59H48ZM153 60V61H152ZM208 60H209V62H208ZM228 60V61H227ZM135 61V62H134ZM150 63H149V62ZM159 61H160V64H161V62H162V65H161V67H162V70H165V69H167V70H165L164 72L165 73H163V71L161 70V67L159 66L160 64H158L159 63ZM211 61V62H210ZM226 61L228 62V63H226ZM77 62H79V63H77ZM134 62V63H133ZM158 64V65H156V63ZM165 62H167V59L165 60ZM220 62H221V64H220ZM43 63V62H42ZM42 63H37V66H39L38 68H41L42 66ZM136 63V64H135ZM153 65H152V64ZM198 63V64H197ZM40 64V65H39ZM93 64V65H92ZM170 64V63H169ZM172 64V63H171ZM203 64V65H202ZM51 65H53V66H51ZM83 65V66H82ZM155 65H156V67L158 66V68H156L155 67ZM207 65V66H206ZM222 65V66H221ZM244 65V64H243ZM41 66V67H40ZM199 66V67H198ZM242 66V65H241ZM81 67V68H80ZM135 67V68H134ZM160 67V68H159ZM224 67V68H225ZM247 67V68H246ZM245 68H244V66L242 67V70H243V73L244 74H248V73H253L254 72V70L251 68H248V66H246ZM163 68H165V69H163ZM203 68V69H202ZM41 69H43V68H41ZM43 69V70H44ZM53 69V70H52ZM137 69V70H136ZM143 69V70H142ZM158 69V70H157ZM160 69V70H159ZM170 69V70H169ZM247 71H246V70ZM44 70V71H45ZM114 70V71H113ZM252 70V71H251ZM85 71V72H84ZM101 71V73H99ZM105 71V72H104ZM248 72V73H246V72ZM140 72V73H139ZM157 72V73H156ZM159 72V73H158ZM160 72H162V74H166L164 77H166V79L165 78H163V75L160 73ZM169 72H171V73H169ZM175 72V73H174ZM177 72V73H176ZM104 73V74H103ZM106 73H108V74H106ZM102 74V75H101ZM106 74V75H105ZM116 74V75H115ZM169 74V75H168ZM171 74V75H170ZM107 75H109V76H107ZM114 77H113V76ZM119 75H120V78H119ZM154 75V76H153ZM185 75V74H184ZM103 76H104V78H106L105 80H103V81H105V82H103L101 79H100V77L103 79ZM106 76V77H105ZM168 76V77H167ZM170 76V77H169ZM175 76V77H174ZM180 76V77H179ZM186 76V75H185ZM97 77V78H96ZM108 77V78H107ZM172 77H174L173 79H172ZM179 77V78H178ZM100 79V81H99V79ZM177 78V79H176ZM181 78V79H180ZM157 79V80H156ZM170 79H171V81H170ZM176 79V80H175ZM179 80V81H178ZM97 81V82H96ZM178 81V82H177ZM184 81H186L185 83H184ZM100 82V83H99ZM119 82H121V83H119ZM174 82V83H173ZM180 82H182V83H180ZM192 83H193V81H191ZM2 84L4 83V82H1ZM195 83V82H194ZM2 84H0V93H1V91H4V93L7 91L6 89H5V87H3L2 86ZM121 84V85H122ZM175 84V85H174ZM183 85V87L181 88V86ZM185 84V85H184ZM4 85H6V84H4ZM122 85V87H124ZM135 85V86H134ZM189 85H191V84H189ZM100 86V87H101ZM125 86V89H127L128 87H126ZM172 87V89H171V87ZM133 87V88H132ZM135 87V88H134ZM3 88V89H2ZM54 88V89H53ZM98 89H100V88H98ZM184 89H185V87H184ZM6 90V91H5ZM174 91V92H173ZM185 91V90H184ZM57 92V93H56ZM136 92H138L139 94H136ZM147 92V93H146ZM3 93V92H2ZM2 93H1V95H2ZM3 93V94H4ZM61 93V92H60ZM61 93V94H62ZM143 93V94H142ZM179 93H181V94H179ZM184 93H186V94H184ZM6 94V93H5ZM156 94V95H155ZM186 95V96H184V95ZM55 95V96H54ZM143 95V96H142ZM155 96V97H154ZM174 98H173V97ZM188 96V97H187ZM3 96H0V133L1 134H3V135H1L0 137L2 138V136H5L4 134H6V137L5 138H8V139H10L9 137H7V134L9 135V130H10V127H8V125L7 124H4L5 123V118H9L8 117V115H9V112H10V114L15 118L16 116H17V118L18 119H21L22 117H20L21 115L23 116V114L21 113V110H20V107L22 106L21 104H18V102L16 103H14V105H13V103L9 100V98H6L5 96L2 98ZM140 97V98H139ZM142 97V98H141ZM178 97V98H177ZM176 98V99H175ZM5 99V100H4ZM143 99V100H142ZM173 99V100H172ZM1 100H3V102L1 101ZM8 100V101H7ZM59 100V101H58ZM60 100H62V102L60 101ZM144 100H147L146 102L144 101ZM10 101V102H9ZM59 103H58V102ZM137 101V100H136ZM153 101V100H152ZM5 102H8V103H5ZM173 102V103H172ZM37 103H39V102H37ZM36 103V104H37ZM138 103V104H137ZM137 103L135 102V103H133V106L131 107V114L133 113V117H135V115H136V117L137 116H139L138 114H141V113H139V112H141V111H139V102L137 101ZM176 103V104H175ZM198 103L200 104V105H198ZM8 104V105H7ZM12 104V105H11ZM58 104H60L59 106L61 107V108H63L64 107V109H65V112H63V110H62V114H66V115H64V119H63V122L61 123V120H60V122H58V118H56L57 120L55 121V112L57 111L58 113L57 114H60V112L58 111V108H59V106H58ZM137 104V105H136ZM177 104L179 105V106H177ZM196 104V105H195ZM18 105V106H17ZM19 105H20V107H19ZM24 105H29L30 106V101H29V103L27 102L26 104L24 103ZM69 105V104H68ZM136 105V106H135ZM173 105V106H172ZM181 105V106H180ZM206 105V106H205ZM8 106H9V108H8ZM52 106H54V107H52ZM72 106V107H71ZM134 106H135V108H134ZM196 106V107H195ZM46 107H47V109H46ZM68 107V108H67ZM175 107L173 108V109H175ZM212 107V106H211ZM7 108V109H6ZM17 108V109H16ZM19 108V109H18ZM70 108H72V109H70ZM133 108V109H132ZM139 108V109H138ZM199 108V109H198ZM204 108V109H203ZM207 108V109H206ZM214 108V107H213ZM10 109V110H9ZM57 109V110H56ZM177 109V108H176ZM175 109V110H176ZM194 109H197V110H195V111H197L196 113H198L196 116H194V117H192L191 118V116H193V114H196V113H194L195 111H194ZM19 110H20V112H19ZM56 110V111H55ZM72 110V111H71ZM136 110V111H135ZM138 110V111H137ZM178 110V109H177ZM176 110V111H177ZM192 110H193V112H192ZM202 110V111H201ZM216 110V111H215ZM71 111V112H70ZM201 111V112H200ZM205 111V112H204ZM212 111V112H211ZM214 111L215 112H217V113H214ZM48 112V113H47ZM52 112H54V113H52ZM180 112V113H181ZM8 113V114H7ZM18 113V114H17ZM19 113H21V114H19ZM136 113V114H135ZM182 113V114H183ZM185 113V114H186ZM191 113V114H190ZM206 113H207V115H206ZM57 114H56V117H58L57 116ZM135 114V115H134ZM184 114V115H185ZM186 114V115H187ZM3 115H6V116H3ZM11 115H9V116H11ZM15 115V116H14ZM199 115V116H198ZM218 116V118H220L221 119V121L223 120V124L222 125H219V124H221V121H220V119H219V121H218V118H217V116ZM20 118H19V117ZM24 117V116H23ZM264 117V116H263ZM263 117H261V118H259V117H257L258 119H257V122L259 123L260 121H264V119H263ZM17 118H15V120H18ZM217 118V119H216ZM2 119V120H1ZM45 119V120H44ZM207 119V120H206ZM6 120H8V119H6ZM19 121V120H18ZM17 121V122H18ZM33 121V120H32ZM67 123H65V122ZM195 121V120H194ZM196 121H199V119L197 120L196 119ZM228 121H230V120H228ZM260 122V124H262V123H264V122ZM20 122V121H19ZM18 122V123H19ZM42 122H44V123H42ZM47 122H49V123H47ZM201 122V121H200ZM199 122V123H200ZM208 122V123H207ZM218 122V123H217ZM37 125H36V124ZM58 123V124H57ZM179 123V122H178ZM181 123V122H180ZM179 123V124H180ZM198 123V124H199ZM34 124H35V126H37V127H35L34 128ZM43 124H44V126H43ZM60 124V125H59ZM63 126H62V125ZM195 124H197V122L195 123ZM203 124V123H202ZM237 124H239V125H237ZM259 124V125H260ZM39 125V126H38ZM46 125V126H45ZM200 125H201V123H200ZM199 125V126H200ZM216 125V126H215ZM226 127H225V126ZM20 126V125H19ZM22 126H20V127H22ZM33 126V127H32ZM62 126V127H61ZM202 126H204V125H202ZM201 126V129L202 128H205V126L204 127H202ZM5 127H7V128H5ZM38 127H40L39 129H38ZM191 127V128H190ZM194 127V128H193ZM211 127V128H210ZM214 127V128H213ZM223 127H225L224 128V130L222 129ZM34 128V129H33ZM176 128H175V130H176ZM186 128H188V129H186ZM205 128V129H206ZM216 128V129H215ZM240 128V129H239ZM258 128H259V126H258ZM261 128H263V131H264V124L263 125H260V129ZM8 129V130H7ZM20 128L18 127V131H20L19 130ZM24 129V128H23ZM35 130V131H33V130ZM36 129L38 130V131H36ZM194 129L195 131H192V130ZM214 129V130H213ZM220 129V130H219ZM250 129H252V127H250ZM3 130H5L6 132H3ZM11 130H13L12 128H11ZM29 130L28 131H23L24 133L25 132H27V134H28V132H29ZM40 130V131H41ZM55 130V131H54ZM58 130V131H57ZM202 130H204V129H202ZM207 129H206V131H208ZM238 130H244V131H242L241 133H240V131H238ZM254 130V129H253ZM252 130V133H254L255 134V132L257 131V129H256V131L254 132ZM8 131V132H7ZM49 131V132H48ZM182 131V132H181ZM205 131V130H204ZM232 131H233V133H232ZM248 132H247V134H249V133H251V130H247ZM250 131V132H249ZM261 132L259 133V134H257V132H256V134H257V136H256V134H255V136L252 134V136L253 137H255V138H253L252 136H251V134H250V137L252 138V139H254L255 141H253L257 146H258V151L256 152V154H254L253 156H252V158L250 157V159H252L251 161H253L252 162V169H254V173H255V171H256V174H258L259 173V171H261V169H263V173H264V132H262V129L260 130ZM3 132V133H2ZM33 132V133H32ZM185 132V133H184ZM223 132V134H221ZM259 132V131H258ZM227 133V134H228ZM35 133L33 134V135H36ZM181 134H183V135H181ZM195 134H197V135H195ZM218 134L220 135L219 137H218V139H217V136H218ZM226 134V133H225ZM224 134V136L222 137V139H224V137L225 136H228L227 134L225 135ZM237 134H239V135H237ZM260 134H261V136H260ZM40 135H38L37 134V136H40ZM174 135H176V131H175V134ZM180 135H181V137H180ZM232 135H230V137L232 136ZM235 135V136H234ZM259 135V136H258ZM37 136L35 137V140H36V138H37ZM42 136H40V138L42 139ZM49 136V135H48ZM183 136H185V137H183ZM188 136V137H187ZM257 137V138H256ZM3 139V140H5L4 142H6V144H4V142L3 141H1V139H0V159L2 158V156H1V154L3 155V157H4V153H3V146L5 145H7L8 143L7 142H9L8 140H6V139ZM39 137L37 138V139H39V140H41ZM182 138H183V140H182ZM220 138V139H219ZM184 139H185V141H184ZM188 139V140H187ZM199 139V140H198ZM207 139H209V141H207ZM251 139V140H252ZM45 140V139H44ZM43 139L41 140V141H39V142H41V143H38L37 142V140H36V142L38 143V145H37V143L35 144V145H37L38 147V149L39 150H41V151H38V149L36 150V153L39 155H37V157H39V158H36V160L38 159V162L36 163V165L38 166V169H36V173H34V175L33 176H36L34 179L36 180H33L34 182H31V183H33V185H35L36 187H32L34 190H32L31 188H29L30 186L28 185V184H25L24 182V180H21V182L20 181H16V186H18V187H20L21 189H19V191H17L18 189H17V187L16 186H14V187H11V186H13V184L15 183H13V184H11V186H9V187H11L12 189H9L8 188V182L7 181H4V180H2L1 178H0V181H1V185H0V199H2V200H0V225H2L1 226V228H2V232H4V229L3 228H6L9 224H13L12 226L13 227H15L16 229H15V231L17 230V232L19 233V234H21V237H22V240L23 239H26V237H27V239L30 237V238H33V236H34V232H36V227L34 226V224L32 223V221H34V220H36V218L31 214L33 211L36 213V214H38V216L39 217H41V218H43V219H45V220H47L48 222H51V224H53V225H55V226H65L67 229H69V231L73 234V233H75V235H77V236H80V237H86V230H81V229H79V227H77V224H71V222L70 223H68V221H65V222H63V220L61 221V219H59L58 217L57 218H55V216L53 215H51V214H49L48 215V213H46V211L44 210V208H43V206L38 202V200L37 199H42V197H44V195H46V194H48L49 192H48V190L50 191V193H51V189L52 188H50L49 186L53 183V182H57V184H60V183H62V179H63V176L62 175H64V173H65V171H63V172H60V171H62V170H64V169H62L61 168V166H58V164H56L51 158H48V154L46 155V154H44L48 149H46V151H44L45 150V145L47 144V143H49V142H45ZM190 140V141H189ZM212 140V141H211ZM222 142H220V141ZM45 143H43V142ZM2 142V143H1ZM216 142V143H215ZM11 143V142H10ZM188 143V144H187ZM2 144H4V145H2ZM40 144V145H39ZM201 144H203V145H201ZM239 144V145H238ZM182 145V144H181ZM203 146V147H202ZM238 146V147H237ZM43 147V148H42ZM189 147V148H188ZM202 147V148H201ZM261 148H263L262 150H260ZM44 149V150H43ZM201 149V150H200ZM262 151V152H260V151ZM44 151V153H41V152H43ZM47 152H49V150L47 151ZM44 155V156H43ZM5 157L7 158V156H6V154H5ZM42 157V158H41ZM202 157V158H201ZM206 157H208V158H210L208 155H206ZM253 157H254V159H253ZM48 160H47V159ZM207 158V159H208ZM49 159H51L53 162H51V160H49ZM202 159V160H201ZM199 160H201V161H199ZM203 162V161H202ZM1 163V162H0ZM53 163H55V167H54V165H53ZM2 164V163H1ZM0 164V165H1ZM48 164L49 165H51V167L52 168H54L53 170H52V168L50 167V169H46V167L48 168ZM199 164V165H200ZM261 167H260V166ZM2 166V165H1ZM37 166L35 167V168H37ZM58 166V167H57ZM254 166V167H253ZM257 167V169H256V167ZM58 169H57V168ZM59 167L61 168L60 170H59ZM1 168V167H0ZM56 168V169H55ZM261 168V169H260ZM3 168H1V170H2ZM251 169V170H252ZM258 169H260V170H258ZM0 170V171H1ZM50 170H52V172L54 173H52ZM55 170V171H54ZM258 170V171H257ZM3 171V170H2ZM1 171V172H2ZM47 171V172H46ZM49 171L51 172L50 174H49ZM253 171V170H252ZM0 172V173H1ZM210 171L208 170V173H209ZM4 174H5V172H3ZM38 173V174H37ZM44 173H46V177H45V174ZM59 173V174H58ZM66 173H67V171H66ZM65 173V174H66ZM4 174H2L3 176H5ZM35 174H37V175H35ZM40 174V175H39ZM48 174V175H47ZM51 174H52V177H48V176H51ZM39 175V176H38ZM55 175H57V177H55ZM59 175V176H58ZM255 175V174H254ZM3 176H2V178H3ZM43 177V178H42ZM48 177V178H47ZM6 177H4V179H5ZM47 178V179H46ZM50 178V179H49ZM184 178H188V177H184ZM183 178V181L184 180H186V179H184ZM190 178V177H189ZM189 178L186 180V181H184L185 183H186V185L183 183V181L182 182H180L181 181V179L179 180V179H176V178H174L175 180H178V187H180V186H182V188H183V186L184 187H186V186H188L189 184V188L191 189V196H194L193 194V191H195V187H196V181H194L192 178H190V180L192 179L193 181H188L189 180ZM56 179V180H55ZM263 180V181H262ZM58 181H60L59 183H58ZM174 181V180H173ZM4 182H6L7 183V186H6V184L4 183ZM191 182H195V183H193V184H195V185H192L191 184ZM263 182H264V175L262 176V178H261V184H260V182H259V185H258V192H257V194H255L254 195V199H252L253 200V204H256L254 207H250V203H249V201H248V196H247V194H246V190L244 191V193L245 194H243V192H240V193H237V195L235 194V195H233V198H232V196H231V198L229 199L228 198V200L227 201H225V205L227 206V211H229V212H231L233 215H235L234 217H236L235 219H236V221L238 222L239 221V219H240V221H239V224H241V226L242 225H244L243 226V228H242V230H244L245 231V233L246 234H248V233H250L251 235V237H252V232H254L253 230L255 229V231L256 230H258V229H260V228H262L263 227V225H264V217H263V215H264V184H263ZM174 183H175V181H174ZM180 183H183V185L181 184L180 186H179V184ZM188 183V184H187ZM175 184H177V182L175 183ZM263 184V185H262ZM3 185V187H1ZM23 185V186H22ZM25 186V187H24ZM195 186V187H194ZM15 187H16V191H15ZM38 187H40V188H38ZM47 187H49L48 189H47ZM188 187H186V188H188ZM194 187V188H193ZM262 187V188H261ZM7 190H6V189ZM13 188H14V191L12 192V190H13ZM24 188V189H23ZM36 188V189H35ZM38 188V189H37ZM192 189H193V191H192ZM11 190V191H10ZM38 190V191H37ZM27 191H28V193H27ZM34 191H36V192H34ZM46 191V192H45ZM187 191V190H186ZM26 192V193H25ZM188 192V191H187ZM23 194H25V195H23ZM18 195V196H17ZM43 195V196H42ZM239 195V196H238ZM36 196H37V198H36ZM245 197H247V198H245ZM22 198V199H21ZM85 198V197H84ZM83 198V199H84ZM5 199V200H4ZM86 199H87V197L84 199V201H83V203H84V205L86 206H84L83 204H82V206L80 205L79 207L81 208V209H83V210H85V211H89L90 210V207H91V204L90 203H88V202H90V200L89 201H87L86 203H88L89 205H86V203H85V201H86ZM236 199V200H235ZM258 199V200H257ZM37 202H36V201ZM35 201V202H34ZM238 201H239V203H238ZM5 202V203H4ZM33 202H34V204H33ZM228 202H229V204H228ZM12 204V205H11ZM228 204V205H227ZM246 204V205H245ZM239 205V206H238ZM16 206H17V208H16ZM225 206V207H226ZM6 207V208H5ZM13 207V208H12ZM20 207H23L24 209H22V210H19L20 209ZM70 207V206H69ZM68 207V208H69ZM67 208V210H68V212L71 214V212H72V214H73V216H74V214H76V212L74 211L75 209H72V207L71 208H69L71 211H69V209ZM84 208H87V209H84ZM89 208V209H88ZM233 208H235V210H233ZM5 209V210H4ZM13 209H15V210H13ZM26 209H28L27 211L28 212H26L25 210ZM207 209V211H208V213L206 212V216H208L209 214L212 216H215V217H211V216H208V218L206 217V219L208 220L209 218H211V219H209L208 221H212V222H214L215 221V223L217 224V226H218V229L219 228H221V229H219L218 231H220V233H216L218 236H220L219 234H221L222 235V237L221 238H223L224 236V239H226L225 241H224V239H218V242H219V240H221L219 243H217V244H222V245H220V247H218L217 249H219L220 250V248H221V257H223V256H225V255H227V254H229V252H230V254H232L231 256L233 257V259L236 257V255H237V260H236V258H235V260L236 261H238V264H245L246 262H248L249 260L248 259H246V258H249L247 255H249V251H251L250 249V246L255 242V240L253 239V238H249L250 236L249 235H247V236H249L248 238H247V236H246V245H245V248L243 249H241V248H237V246H234V244L233 243H230V242H232V241H234L232 238H228L229 236L228 235H230L229 233L233 230L232 229V227H231V222H229L230 220H227V219H221L219 216H217L216 215V213L215 212H213L212 210H210V212H209V208L207 207L206 208ZM13 210V211H12ZM18 210V211H17ZM182 210V209H181ZM14 211L16 212V213H14ZM21 211V212H20ZM44 211H45V213H44ZM183 212H184V210H182ZM250 211V212H249ZM17 212H18V214H17ZM25 214H24V213ZM181 212V211H180ZM179 212V213H180ZM236 212V213H235ZM242 212V213H241ZM28 213V214H27ZM212 213H214V214H212ZM249 213V214H248ZM16 214V215H15ZM22 214H24V215H22ZM181 214V217H182V212L180 213ZM247 214L248 215H250L251 217H252V220L254 221V223H249V221H248V216H247ZM29 215V216H28ZM6 216V217H5ZM31 216H33L35 219H33V217H31ZM243 217V219H242V217ZM245 216H247V217H245ZM28 217H30V218H28ZM237 217H238V219H237ZM8 218V219H7ZM215 218H217V220L214 219ZM220 218V219H219ZM247 218V219H246ZM28 219H29V221H28ZM31 219V220H30ZM33 219V220H32ZM59 219V220H58ZM115 220H116V218H114ZM114 219H112V220H114ZM148 219H149V217H148ZM147 219V220H148ZM160 219H163V221H164V218H151L150 219V221L149 222H151V223H153V221L156 223V225L157 224H161V222L162 221H160ZM18 220V221H17ZM27 220V221H26ZM155 220H157V222L155 221ZM245 220V221H244ZM111 221V220H110ZM165 221H167L166 219H165ZM162 222V224L160 225V226H162V225H164V226H162L161 228L163 229V232H165V230H166V232L168 231H170L171 232V234H175L176 233V231H177V233H178V230H180L179 231V233H181L183 230L182 229H184V230H187V229H185V227L184 228H179V229H177L176 231H175V229L173 228L172 229V227H170L171 225L170 224H168V223H166V222ZM217 221V222H216ZM220 221V222H219ZM242 221V222H241ZM15 222V223H14ZM35 222V221H34ZM106 223H107V221H105ZM114 222V221H113ZM112 222V223H113ZM117 224H118V222H120L119 220L118 221H115ZM149 222H147L148 224H149V226L147 227V226H145L144 225V227H143V230H145L146 228L148 229L149 228V230L152 232H148L147 230V232L145 233V231H144V233H143V230L141 231V232H134L133 230H126L127 232H126V234H128V235H130V237L133 239V240H135V241H138L139 240V243L140 244H142V242H143V240H146L145 238H147L148 239V237H150V236H152L151 237V239L149 238V240H155L156 238H155V234L153 235V233H155V232H159V231H156L155 229H157V230H160V231H162L161 230V228H159L160 226L159 225H157V226H159V227H156V225L154 226L153 224H155V223H153L152 224V226L150 225V223ZM227 222V224H225ZM241 222V223H240ZM244 222H246V223H244ZM17 223V224H16ZM110 224V223H107L108 225H110V226H112L113 224ZM115 223V224H116ZM122 223V222H121ZM224 223V224H223ZM229 223V224H228ZM231 223V224H230ZM243 223V224H242ZM16 224V225H15ZM29 224V225H28ZM106 224V225H107ZM114 224V225H115ZM120 224V223H119ZM116 225V227H118V228H116V227H114V225H113V227H111L109 230H111V229H113V228H115V229H113V230H116V232L118 233V230H120L121 231V229L122 228H124V227H128L127 225H124V223H123V226H121V225ZM221 224V227L219 226ZM253 224V225H252ZM28 225V226H27ZM168 225V226H167ZM224 225V226H223ZM246 225V226H245ZM256 225V226H255ZM258 225V226H257ZM119 226L121 227V229L119 228ZM251 226V227H250ZM260 226V227H259ZM30 227V228H29ZM108 227V226H107ZM230 227H231V229L232 230H230ZM34 228V229H33ZM109 228V227H108ZM145 228V229H144ZM23 231H22V230ZM171 229V230H170ZM203 229H204V231H203ZM227 229H229V230H227ZM112 230V231H113ZM221 230H223V231H221ZM25 231V232H24ZM82 231H83V233H82ZM112 231H110L111 232V235H110V240H111V237H113L114 238V240H113V238H112V240L110 241V240H106V242H101V240H97V243L99 244V245H101V246H104V248H106L107 250H109V251H111V252H113L114 254H116V258L115 257H113V258H111L113 261H116L117 259H124V260H129L130 262H134V264H154V263H152V262H149V261H146V260H143V259H141L137 254H135L134 252H131L130 250H126L121 244H120V242H118V239H117V233L115 234L116 235V239H115V237H114V233L112 234ZM208 231H210V232H208ZM250 231V232H249ZM20 232H22V233H20ZM29 232V233H28ZM114 232V231H113ZM186 232V231H185ZM185 232H182V233H185ZM187 232H189L188 230H187ZM185 233L186 235L188 234V233ZM206 232V233H205ZM223 232H225V234L223 233ZM85 233V234H84ZM202 233L206 236V234H207V236H208V234L209 233H211V230H208L207 228L205 229V228H202ZM23 234V235H22ZM26 236H25V235ZM33 235V236H30V235ZM36 234V233H35ZM147 234V235H146ZM149 234H151V235H149ZM245 234V235H246ZM210 235H214V234H210ZM244 235V236H245ZM36 236V235H35ZM134 236H135V238H134ZM167 236L168 235H166L165 236V238L164 239H166L167 238ZM189 236V235H188ZM228 236V237H227ZM243 236V237H244ZM138 237V238H137ZM143 237H144V239H143ZM174 237V236H173ZM172 236H169V238H168V240L166 239V243H164L163 245H162V247H160V248H162L165 252H166V255H168L167 257H168V259L170 260V261H172V262H176V256H177V254H178V252H180V250L182 249V247L180 246L181 244H177V243H180V242H176L175 241V239L173 238ZM211 237H214V236H211ZM228 238V242H227V238ZM54 238H56V237H54ZM141 239V241L142 242H140V239ZM171 238H173L172 240H171ZM245 238V237H244ZM26 239V240H27ZM57 239H58V237H57ZM232 239V240H231ZM25 240V241H26ZM133 240H130V241H132L133 242ZM152 240V242L154 243L155 241H153ZM191 240V239H190ZM249 240V241H248ZM110 241V242H109ZM175 241V243L177 244V246H180L181 247V249H178L179 247H177L176 245H174V242ZM222 241H224V242H222ZM24 242V241H23ZM108 242V243H107ZM116 242V243H115ZM144 242H146V241H144ZM143 242V243H144ZM147 242H149V243H152V242H150V241H147ZM146 242V243H147ZM193 242H194V240H193ZM4 241H0V263L1 262H4L5 260H6V258H7V255H9L8 257H10L11 256V254H9L8 252V250H10L11 249V247H9V243H7V242H5L4 244ZM7 243V244H6ZM73 243H75V244H73ZM146 243H144V244H142V245H144V246H146V245H148V244H146ZM73 244V245H72ZM109 244V245H108ZM155 244H156V242H155ZM232 244H233V246H232ZM248 244H251L250 246L248 245ZM8 245V246H7ZM78 245V246H77ZM79 245H80V243L78 242V243H76V242H72L71 243V247L73 246L74 248H73V250H72V252L73 253H75L74 255L75 256H77V258H78V260H80V261H83V262H85L86 260L88 261L89 259H90V257L92 258L93 257V259L95 258L97 261H98V263L99 262H101V264H102V261L104 262V258H103V256L101 257L100 256V252H96V251H93L92 250V253H91V251H89V250H87V249H85L82 245L79 247ZM149 245H151V244H149ZM248 245V249L249 250H247L246 249V246ZM48 246H49V243H48ZM53 246V244L51 245L50 244V246L49 247H52ZM222 246V247H221ZM254 246V245H253ZM253 246H251V247H253ZM10 249H9V248ZM120 247V248H119ZM123 247V248H122ZM148 247V246H147ZM176 247H177V249H176ZM229 247H231V248H229ZM6 248V249H5ZM153 248V247H152ZM155 248H157V246L155 247ZM154 248V250H156ZM159 248V247H158ZM127 251H125V250ZM151 249V248H150ZM201 248H199L198 249V251L200 250ZM231 249V250H230ZM237 249V250H236ZM4 250H5V252H4ZM152 250V249H151ZM153 250V251H154ZM167 250V251H166ZM170 250H175V254H176V256L174 257L173 256V254H174V251L173 252H171ZM192 250V249H191ZM214 249H209L207 252L205 251V256L206 257H203V255H201L200 253L202 252V250H200L199 252L198 251H196V253H193L192 255H188L187 254V256H189V261H191V258H192V261L191 262H189L190 264H194V263H197V264H223L224 263V261H223V259H224V257L223 258H221L220 259V257L218 258V257H214V256H209V255H213V254H209L210 252L209 251H213ZM227 250H229V251H227ZM234 250V251H233ZM240 250H242L243 251V253H244V251L245 250H247V251H245V252H247V253H244L245 255H246V260H244V259H242L245 255H243V257L241 256V254H242V251H240ZM8 251V252H7ZM89 251V252H88ZM4 252V253H3ZM197 252H198V254H197ZM214 252V251H213ZM249 252V253H248ZM8 253V254H7ZM11 253V252H10ZM94 253V254H93ZM126 253V254H125ZM128 253V254H127ZM168 253V254H167ZM208 253V254H207ZM226 253V254H225ZM239 253H240V255H239ZM132 254V255H131ZM135 254V255H134ZM236 254V255H235ZM138 256V258H137V256ZM196 255V256H195ZM4 258H3V257ZM61 256V255H60ZM96 256V257H95ZM117 256H118V258H117ZM170 256H172L173 258H175V259H172V257H170ZM192 256V257H191ZM209 256V257H208ZM259 257L261 256V255H258ZM99 257V258H98ZM101 257V258H100ZM194 257V258H193ZM197 257V258H196ZM213 257V258H212ZM228 257H230V255L228 256ZM87 258V259H86ZM102 258L104 259V260H102ZM200 258V259H199ZM205 258H206V260H205ZM231 258V257H230ZM60 259H62V258H60ZM60 259H58L59 261H60ZM116 259V260H115ZM65 260H67V259H65V258H63L62 259V262L63 263H65V264H67V262L68 261H65ZM188 260V259H187ZM194 260V261H193ZM201 260V261H200ZM205 260V261H204ZM65 261V262H64ZM113 261L112 262H110V263H113ZM117 261H119V260H117ZM116 261V262H117ZM209 261V262H208ZM235 261V262H236ZM239 261H241V262H239ZM254 261V260H253ZM62 262H60V263H62ZM193 262V263H192ZM199 262V263H198ZM203 262H205V263H203ZM223 262V263H222ZM254 262H256V261H254ZM5 263V262H4ZM115 263V262H114ZM113 263V264H114ZM118 263H120V264H124V263H121L120 261L118 262ZM118 263H116V264H118ZM177 263V262H176ZM1 264H3V263H1ZM104 264V263H103ZM187 264H188V261H187ZM236 264V263H235Z\"/></svg>", "mask_w": 264, "mask_h": 264}]
</instances>
